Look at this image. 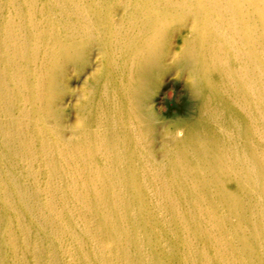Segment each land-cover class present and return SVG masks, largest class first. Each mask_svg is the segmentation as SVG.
<instances>
[{
	"label": "bare ground",
	"instance_id": "1",
	"mask_svg": "<svg viewBox=\"0 0 264 264\" xmlns=\"http://www.w3.org/2000/svg\"><path fill=\"white\" fill-rule=\"evenodd\" d=\"M118 2L0 0L11 70L0 73V114L32 88L33 128H42L53 67L42 50L59 37L68 68L88 52L100 65L79 128L58 144L43 138L47 173L40 194L22 193L23 207L72 264H264V0H125L122 22ZM187 19L174 56L186 113L167 125L158 161L146 100L164 71V38ZM29 142L14 156L29 151L36 165Z\"/></svg>",
	"mask_w": 264,
	"mask_h": 264
},
{
	"label": "rangeland",
	"instance_id": "2",
	"mask_svg": "<svg viewBox=\"0 0 264 264\" xmlns=\"http://www.w3.org/2000/svg\"><path fill=\"white\" fill-rule=\"evenodd\" d=\"M127 10L125 0H120L114 6L115 20L122 22ZM180 24L183 25L169 29L168 35L162 42L159 70L164 68V71L162 73L160 71L161 74L156 78L146 100L147 109L156 122L152 146L158 161L163 158L162 146L168 140L167 125L186 113L183 97L187 93V76L177 67L178 61L174 56L180 46L183 28L192 24V21L187 19ZM60 41L61 37L54 41L51 50H42L43 58L52 61L53 66L49 69L44 83L42 99L44 116L40 117L43 120L42 128H33L35 109L32 102V88L27 90L23 99L16 95V104L12 105L10 116L0 114V169L4 170L5 176L2 179L5 186L0 185L2 188L0 193L7 198L4 202L1 196L0 201V264H72L71 255L63 253L57 240L41 228L37 216L27 213L23 207L25 198L22 197V193L40 194L37 182L41 175L47 173L44 157L41 154L43 138L45 146L49 142L58 144L63 142L62 138L64 140L70 137V133L79 128L82 123L79 111L85 93L100 69L92 52L86 53L84 63L79 68H68V64L62 62L60 58ZM3 44L0 36V73L11 71L7 63L3 65L8 57ZM32 64L31 61H27L24 66L31 67ZM5 84L6 93L11 95L15 93L14 83L6 79ZM177 136L180 138L182 132H177ZM27 139L30 140L27 151L34 150L33 160L36 165H31L32 157L29 151L28 155L24 153L23 160L14 156L18 151L15 149L16 144L19 143L22 148L25 140L27 143ZM55 154L56 156L61 154V147L55 148ZM9 180H14L16 183L11 184ZM17 190H20V195ZM43 198L41 194L40 204ZM20 215L26 230L18 223Z\"/></svg>",
	"mask_w": 264,
	"mask_h": 264
}]
</instances>
